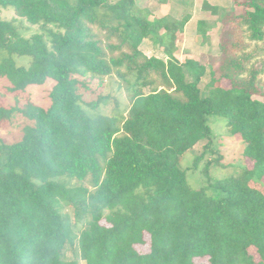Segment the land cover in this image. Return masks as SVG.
I'll return each instance as SVG.
<instances>
[{
	"label": "trees",
	"instance_id": "obj_1",
	"mask_svg": "<svg viewBox=\"0 0 264 264\" xmlns=\"http://www.w3.org/2000/svg\"><path fill=\"white\" fill-rule=\"evenodd\" d=\"M234 2L242 11L225 25L203 96L205 66L173 55L187 16L149 19L135 0H0L45 30L25 37L0 19L6 90L54 82L46 107L0 103V125L14 114L28 120L18 139H0V264H264V0ZM93 26L116 41L103 44ZM144 38L167 59L144 55ZM14 55L30 60L17 65ZM121 68L133 74L125 113H87L82 78L99 85L124 78ZM212 115L244 141L250 166L212 178L218 158L207 160L205 183L192 187L179 161L201 139L192 167L212 151ZM75 246L78 256L66 258Z\"/></svg>",
	"mask_w": 264,
	"mask_h": 264
},
{
	"label": "rangeland",
	"instance_id": "obj_2",
	"mask_svg": "<svg viewBox=\"0 0 264 264\" xmlns=\"http://www.w3.org/2000/svg\"><path fill=\"white\" fill-rule=\"evenodd\" d=\"M135 9L141 14H149L148 18L168 17L170 20H180L184 16L188 19L184 24L182 36L175 35L173 55L179 61L184 62L186 59H194L205 66V73L199 78L198 86L201 94L207 95L210 85L209 69L213 68V58L220 53L219 41L220 36L225 28L226 23L233 18L234 15L240 14L242 9L234 0H135ZM0 19L12 21L18 28L21 35L28 37L35 32H45L39 25L30 24L25 19L14 14L11 7H0ZM93 30L102 40L114 43L116 39H106L104 31L93 26ZM45 41L46 37L44 38ZM245 42L248 43L245 38ZM253 45L251 42H249ZM127 50L126 46L122 47ZM139 50L146 56H156L167 59L164 48L150 38H144L139 44ZM119 50L113 51L117 55ZM6 53L0 49V57ZM13 59L17 65L26 66L30 60L29 56L14 55ZM124 72V69H120ZM185 79L187 81L195 80L193 73L187 66L183 67ZM124 78L116 73L104 76L102 84H97V78L85 76L82 81L87 86L79 88L81 94L82 107L87 113H116L124 114L128 107V96L131 94L130 84L133 82V74L124 72ZM218 75V72H216ZM261 82L264 84V71L261 73ZM53 81L48 79L43 85L28 86L26 90L18 93H10L6 90L5 85L8 84L6 79H0V103L3 105H13L18 101L19 105L25 103L26 100L35 102L36 104L46 107L49 104L48 91L53 85ZM222 85H226L225 80H221ZM144 92L149 90L148 86H144ZM108 94L109 101L106 104L100 103L97 108L88 107V103L97 100L98 95ZM254 97H260L255 94ZM28 120L19 114H14L10 120L2 122L0 125V139L4 142H11L20 137V129L27 124ZM207 123L213 134L212 151L205 153L196 165L192 167L194 158L203 151L205 139L199 140L192 148L188 149L180 158V167L186 170L187 182L192 187H199L205 183V176L202 175L201 169L204 167L205 161L218 158L213 161L210 166L209 174L212 178H221L239 173L244 166H250L242 157L244 141L239 140L237 135H232L225 126L226 119L222 116L212 115L207 118ZM72 184H78L72 180ZM86 183V181L84 182ZM66 258H74L78 256L77 247L68 249L65 253Z\"/></svg>",
	"mask_w": 264,
	"mask_h": 264
}]
</instances>
